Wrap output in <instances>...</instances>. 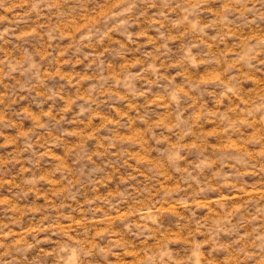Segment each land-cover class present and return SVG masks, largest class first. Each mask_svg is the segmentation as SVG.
Segmentation results:
<instances>
[{"label": "rangeland", "instance_id": "obj_1", "mask_svg": "<svg viewBox=\"0 0 264 264\" xmlns=\"http://www.w3.org/2000/svg\"><path fill=\"white\" fill-rule=\"evenodd\" d=\"M0 264H264V0H0Z\"/></svg>", "mask_w": 264, "mask_h": 264}]
</instances>
